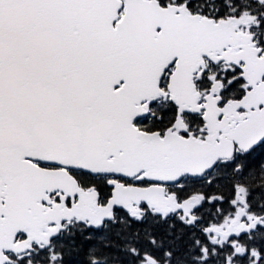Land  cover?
Wrapping results in <instances>:
<instances>
[{"label":"snow or ice","instance_id":"6c2138e0","mask_svg":"<svg viewBox=\"0 0 264 264\" xmlns=\"http://www.w3.org/2000/svg\"><path fill=\"white\" fill-rule=\"evenodd\" d=\"M227 141L230 156L170 181L137 160ZM186 180L201 182L189 211L234 208L224 185H248L249 209L264 190V0H0V264H83L82 252L88 264H125L121 252L127 264H264V222L220 244L182 248L177 236L166 248L151 225L109 239L107 223H125L117 212L136 224L184 212L130 213L118 186L172 184L180 204Z\"/></svg>","mask_w":264,"mask_h":264},{"label":"water","instance_id":"95a60500","mask_svg":"<svg viewBox=\"0 0 264 264\" xmlns=\"http://www.w3.org/2000/svg\"><path fill=\"white\" fill-rule=\"evenodd\" d=\"M251 142V141H249ZM242 146H245L242 142ZM233 144L231 141H227L225 144L218 146L208 152L199 153H184L180 156H160L156 160H149L148 157L141 155L137 158L144 159L146 165L149 166L147 175L157 176L162 181H170L172 178L178 176L181 172H199L206 167L212 160L217 157L226 158L232 154ZM137 160L127 162L122 170L127 172H134L136 167L139 166ZM172 198H175L172 196ZM93 201L94 198L92 197ZM117 202L125 205L129 210L132 209L134 202L137 200H146L150 207L156 209L157 212L166 213L171 212L175 208H183L186 214H189L193 203L189 206V201L182 205H176L175 203H163L164 200V187L160 185H152L148 188H135L129 187L125 191L118 187V194L115 198ZM173 200V199H172ZM191 207V208H190ZM88 214H92L91 210H86ZM112 210H108L106 215H111ZM100 214H95L93 222H98ZM193 221V219L191 220ZM235 225V223H233Z\"/></svg>","mask_w":264,"mask_h":264},{"label":"trees","instance_id":"16d2710c","mask_svg":"<svg viewBox=\"0 0 264 264\" xmlns=\"http://www.w3.org/2000/svg\"><path fill=\"white\" fill-rule=\"evenodd\" d=\"M239 186H246L249 188V186L244 184V183H240L236 187H239ZM188 188H192V192H196V190L201 191V188L198 184L189 185ZM235 190H236V188H235ZM235 190L233 192L229 185H224L219 189V192L222 193L226 198H230V197H233V195L235 194ZM251 195L254 197L259 196V200H262L264 198V190H262L260 192H253ZM121 218L125 221V223H123V224L122 223H116V224L109 223V225L107 226V230H106V234L109 237V239L116 244L121 243V240L118 237L117 233H119L121 236H123V235L128 234L129 232L134 231L137 228L143 229L147 225L152 226V231L158 237H161L162 239L164 238V241L166 240V242H165L166 245H168L167 242L169 240H175V238L177 236H179L180 239L177 240L176 243L181 245V247L183 248V247H187L188 245H190V243H191L190 238H192V240H193V238H196V231L194 232L190 229L183 228L182 233L178 232L177 229H174V233L172 232V230H169L172 232V235L167 237L168 231H166V227H165L163 222L157 224V223H154V221H156V220H152L150 222H146L145 224H136V223L130 221L126 214H123L120 216L118 215L117 220L119 221ZM129 225H131V227H129ZM141 237H143V232H141ZM167 238H170V239H167ZM182 238H185V239H182ZM101 247H102V245H101ZM103 251L112 252L113 249H110V248L109 249H103ZM117 255L126 257L125 264H127V261L131 260V257L128 256L127 253L121 252V253H117ZM83 257H84V253L82 252L78 259L83 260V264H88L87 259H84ZM93 258L100 259L101 257L99 254H94ZM109 264H120V262L119 261H109Z\"/></svg>","mask_w":264,"mask_h":264},{"label":"flooded vegetation","instance_id":"af4514ba","mask_svg":"<svg viewBox=\"0 0 264 264\" xmlns=\"http://www.w3.org/2000/svg\"><path fill=\"white\" fill-rule=\"evenodd\" d=\"M170 188V187H169ZM168 188V189H169ZM208 204V203H207ZM213 205H215V204H209V206H213ZM237 207L235 206V209H236ZM210 209V208H209ZM243 211L241 212V213H243V215H244V218H246V219H244V220H246V221H249L251 218H253V217H257V216H261V220L259 221V222H264V209H260V208H256V206L254 205L251 209H249V207L245 204V203H243V209H242ZM215 212H214V215L213 216H211V218H210V221H214L215 223H217V220H216V218H217V216H220L221 217V220L223 219L224 221L227 219V216L229 215V211L226 209L224 212H221V213H218V210L215 208V210H214ZM225 213H226V215H225ZM256 213V214H255ZM203 214V213H202ZM217 214V215H216ZM257 214H259V215H257ZM198 216H202V215H200V213L198 212ZM199 221L201 222V219H199ZM222 222V221H221ZM200 224V223H199ZM197 225L196 226V233L198 232V234H196L197 236L196 237H198L200 240L201 239H205V241H202V242H207V240H209V239H212V237L213 236H215L216 238L215 239H217V238H224L223 236H222V232H221V230H219L218 232H216L217 230H214V231H210L211 233H212V237L211 236H209V237H205L204 236V233H203V231H202V229H204V227H202V226H200V225ZM205 227H207V225H205ZM216 227H223V224H218V225H216ZM257 231H264V230H257ZM253 235H255V234H253ZM247 239V236L245 235L244 237H242V239ZM235 239V238H234ZM243 239V240H244ZM236 243V245L238 244L237 242H235ZM264 243V242H263ZM237 251H241L240 249H238ZM196 264H198V262L196 261Z\"/></svg>","mask_w":264,"mask_h":264},{"label":"rangeland","instance_id":"374dc122","mask_svg":"<svg viewBox=\"0 0 264 264\" xmlns=\"http://www.w3.org/2000/svg\"><path fill=\"white\" fill-rule=\"evenodd\" d=\"M236 206H237V208H236V211L234 212V214L229 218V220H227L226 221V224L225 225H228L233 219H234V217L239 213V212H242L243 210V208L240 206V202L238 201V200H236ZM166 231H167V229H166ZM169 231V230H168ZM212 237V236H211ZM216 237L215 236H213L212 237V240H215L217 243L220 241V240H218V239H215ZM163 240H164V238H163ZM164 242H166V240L164 241ZM166 244V243H165Z\"/></svg>","mask_w":264,"mask_h":264},{"label":"bare ground","instance_id":"6f19581e","mask_svg":"<svg viewBox=\"0 0 264 264\" xmlns=\"http://www.w3.org/2000/svg\"><path fill=\"white\" fill-rule=\"evenodd\" d=\"M196 234H198V232H197ZM196 236H197V235H196Z\"/></svg>","mask_w":264,"mask_h":264}]
</instances>
